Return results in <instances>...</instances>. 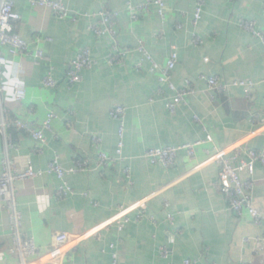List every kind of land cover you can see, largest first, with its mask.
<instances>
[{"label":"crops","instance_id":"0c3cea01","mask_svg":"<svg viewBox=\"0 0 264 264\" xmlns=\"http://www.w3.org/2000/svg\"><path fill=\"white\" fill-rule=\"evenodd\" d=\"M13 1L21 16L13 23L14 31L27 43L29 53L14 56L0 44L7 59L0 74V85L8 86L2 100L5 119L41 126L50 111L57 118L46 132L41 152L21 129L11 127L6 136L0 135V175L8 163L21 169L30 164L36 171H46L55 159L66 170L87 167L67 174L64 181L53 174L14 185L24 238L33 239L44 255L57 234L98 228L121 206L154 195L142 222L133 221V213L132 222L122 232L117 223L100 230L71 250L63 264H183L186 259L201 264H264V223L257 224L247 213L241 217L233 213L216 186L219 166L203 165L206 151L215 147L239 143L264 153V45L240 25L249 20L264 31V0H165V19L152 7L135 20L128 4L146 0H64L70 11L81 14L75 20L59 19L27 0ZM199 2L203 3L202 18L194 27ZM101 10L118 14L114 23L120 47L133 49L141 40L160 67L166 66L172 48H177L173 83L183 89L189 81L195 93L175 113L167 108L175 93L159 82L160 73L152 72L148 62L136 69L143 60L140 53L129 55L122 66L109 64L111 40L90 30L96 20L89 15ZM179 25L182 29H177ZM194 35L200 38L199 44L193 43ZM85 48L94 66L82 72L80 83L71 85V63ZM35 50L42 51L46 59L35 58L31 53ZM50 72L57 81L55 88L44 85ZM201 76H218L222 83L248 79L256 87L251 99L241 88L209 92ZM14 82L26 88L22 103L13 98L10 86ZM116 106L126 108L124 160L103 167L92 139L100 138L101 152L116 157L119 124L110 117ZM207 135L214 144L198 148L194 159L181 152L171 169L153 165L146 157L150 149L177 147ZM254 180V204L264 218L261 164L256 165ZM61 186L68 193L58 195ZM10 214L0 201V264L21 262L10 253L14 237ZM165 251L167 260L162 256Z\"/></svg>","mask_w":264,"mask_h":264},{"label":"built area","instance_id":"2783aa9c","mask_svg":"<svg viewBox=\"0 0 264 264\" xmlns=\"http://www.w3.org/2000/svg\"><path fill=\"white\" fill-rule=\"evenodd\" d=\"M28 3L35 8H44L50 10L54 16L59 19H73L81 14H76L70 11L64 3V0H27ZM152 7H156L157 14L162 18H166V3L165 0H146L139 4L129 3L127 10L131 13L132 19H137L142 14H147L152 11ZM203 3L199 2L196 8L195 16L193 19V26L197 27L202 18ZM96 20L90 30L95 36L102 38L108 37L111 40V51L109 56V64L113 66H122L125 59L138 52L142 55L143 60L136 64V69L141 70L143 62L151 64L152 72H159V82L168 86L174 93L175 97L169 101L167 108L171 113H175L178 106L186 100L188 96L195 93V90L191 86V82L187 81V86L183 89L177 88L173 83V72L177 66L179 55L177 48L173 47L172 52L167 60L165 67H160L153 56L148 52L143 41H139L136 48H122L117 42V32L115 29V19L118 16L117 13H113L108 10H101L97 14L89 15ZM21 20L20 14L15 9V3L13 0H3L0 3V44L3 47L9 49L11 55L27 54V43L22 40L18 34L14 31L13 23ZM241 27L253 34L255 37L261 40L264 45V31H259L256 28V23L249 20H242ZM177 29H182L179 25ZM194 44L200 43V38L194 35ZM35 58L45 60V54L40 50L31 52ZM30 53V54H31ZM6 57L0 52V74L3 71V67L6 64ZM94 61L91 57V52L88 48L81 50L76 58L71 63L69 71V83L76 85L83 80L82 72L84 70H90L94 66ZM200 80L207 82L208 91L229 92L230 88H241L246 98H252V92L256 87V83L253 80L239 79L231 83H222L218 76H201ZM264 82V81H263ZM44 85L49 88H55L57 81L50 72L44 79ZM13 92V98L17 103H22L26 99V88L22 83L14 82L10 86ZM8 93V86L0 85V135L6 136L8 129L15 127L21 129L29 134L31 138L38 144L36 151L41 152L42 147L46 144V132L52 130V122L57 118L55 112L50 111L45 122L38 126L35 123L18 119L15 122H7L5 114L7 109L3 106V95ZM110 117L119 124V143L116 151V157L110 158L107 154L101 152V139L93 137L92 141L94 147L99 152V164L103 167H108L114 164L118 160L123 161L124 150V130H125V118L126 108L123 106H116L110 112ZM196 121H200L195 117ZM207 144H214V140L211 135H207L204 140H198L195 142H189L177 147H166L150 149L146 152V157L153 165H161L165 169H171L181 152H185L190 159H194L198 148H203ZM207 159L203 165L216 164L220 168L219 180L216 184L218 190L228 201L229 209L237 216L241 217L245 213L249 214L257 224H263L264 218L256 209L253 199V190L255 187V170L256 165L261 164L264 167V153L256 151L254 149L245 148L243 145L236 143L225 148L215 147L212 151H206ZM7 169L0 175V201L5 203L6 207L11 211L10 218L13 222V247L10 250L12 255L20 257V264H63V261L68 257V254L74 248L82 245L83 242L96 236L100 230L110 227V225L117 223L118 229L122 232L127 225L132 222L131 214L136 213L133 221L139 223L146 218V212L149 201L154 197L148 196L142 200H139L129 206H121L118 209L117 214L98 226L87 231H74V232H61L56 235L52 247L49 251L41 255L40 248L36 245L35 241L31 238L25 239L20 233V226L22 224L21 216L16 210V200L13 193V187L16 183H27L30 181L42 180L47 176L56 175L58 179L64 181L67 174L75 173L76 171H84L87 167L80 166L76 169L66 170L59 164L58 160H52L46 171H36L29 164L26 169L18 168L11 163H8ZM126 176L130 179L129 170H125ZM131 183V181H129ZM69 189L61 186L58 195L68 193ZM40 197L44 195L39 194ZM166 207H169V203L166 202ZM168 220L171 224L174 222V218L169 215ZM264 241V238L263 240ZM261 241L258 245L261 247ZM113 250L114 245L110 246ZM163 258L167 260L168 252L163 253ZM113 257L117 260V254L114 253ZM170 264V263H167ZM183 264H201L199 260L186 259Z\"/></svg>","mask_w":264,"mask_h":264},{"label":"trees","instance_id":"16d2710c","mask_svg":"<svg viewBox=\"0 0 264 264\" xmlns=\"http://www.w3.org/2000/svg\"><path fill=\"white\" fill-rule=\"evenodd\" d=\"M13 129H15V127H13Z\"/></svg>","mask_w":264,"mask_h":264}]
</instances>
